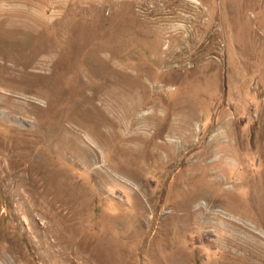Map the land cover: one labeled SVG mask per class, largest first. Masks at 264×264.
Returning <instances> with one entry per match:
<instances>
[{"label": "rangeland", "instance_id": "obj_1", "mask_svg": "<svg viewBox=\"0 0 264 264\" xmlns=\"http://www.w3.org/2000/svg\"><path fill=\"white\" fill-rule=\"evenodd\" d=\"M0 264H264V0H0Z\"/></svg>", "mask_w": 264, "mask_h": 264}, {"label": "bare ground", "instance_id": "obj_2", "mask_svg": "<svg viewBox=\"0 0 264 264\" xmlns=\"http://www.w3.org/2000/svg\"><path fill=\"white\" fill-rule=\"evenodd\" d=\"M44 230V229H43ZM45 234V233H44ZM43 235V234H42ZM48 240V239H47ZM47 245V244H46ZM65 256V255H64ZM1 257H3V256H1ZM86 261V260H85ZM93 261V260H92ZM81 262V261H80ZM12 263V262H11Z\"/></svg>", "mask_w": 264, "mask_h": 264}]
</instances>
